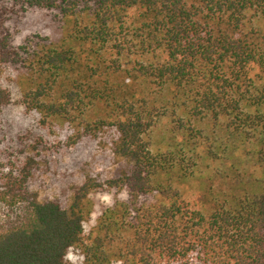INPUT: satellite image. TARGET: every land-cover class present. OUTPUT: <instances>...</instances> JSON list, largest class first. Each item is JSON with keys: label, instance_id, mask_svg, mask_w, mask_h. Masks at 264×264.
Listing matches in <instances>:
<instances>
[{"label": "trees", "instance_id": "1", "mask_svg": "<svg viewBox=\"0 0 264 264\" xmlns=\"http://www.w3.org/2000/svg\"><path fill=\"white\" fill-rule=\"evenodd\" d=\"M4 74L0 264H264V0H0ZM92 144L127 169L31 192Z\"/></svg>", "mask_w": 264, "mask_h": 264}, {"label": "rangeland", "instance_id": "2", "mask_svg": "<svg viewBox=\"0 0 264 264\" xmlns=\"http://www.w3.org/2000/svg\"><path fill=\"white\" fill-rule=\"evenodd\" d=\"M36 24H38V20L34 19L29 26L31 28L32 25ZM33 31L34 29H31L26 34ZM12 77L9 74H4L1 77L0 83H5V79ZM126 169V162L114 158L105 145L92 144L89 147L84 146L79 150H71L69 153L54 159L49 175L42 178L41 181L43 183L34 184L31 187V192L38 194L40 199L54 200L59 197L61 188L66 182L65 178L62 177L64 173L70 176L71 183L80 185L90 179L98 183L106 182L120 176L122 171ZM91 198L95 202L96 208L91 220L85 225L87 235L95 227L97 219L101 214L100 205L111 204L114 200V195L96 193ZM4 208L5 205L0 203L1 213L6 209ZM69 258L73 264H81L82 256L79 251L75 250L71 252Z\"/></svg>", "mask_w": 264, "mask_h": 264}]
</instances>
